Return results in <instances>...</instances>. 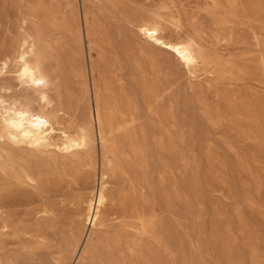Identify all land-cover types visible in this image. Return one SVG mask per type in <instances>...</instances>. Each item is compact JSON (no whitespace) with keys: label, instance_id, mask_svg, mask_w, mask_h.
<instances>
[{"label":"rangeland","instance_id":"374dc122","mask_svg":"<svg viewBox=\"0 0 264 264\" xmlns=\"http://www.w3.org/2000/svg\"><path fill=\"white\" fill-rule=\"evenodd\" d=\"M70 1L82 23L86 13L107 33L83 31L78 53L61 18L63 0H0V67L2 54L20 43L24 30L39 34L56 76L53 103L69 118L75 95L79 119L93 116L94 105L91 88L72 84L75 58L87 70L94 64L97 73L118 68L121 96L140 99L146 83L160 84L164 92L159 81L168 75L172 84L160 104L172 105L181 128L171 145L148 143L137 154L114 146L94 119L91 150L74 157L58 152V135L49 147L13 142L0 117V264H264V32H257L259 45L252 33L264 25V0H242L246 11L235 31L231 23L221 28L215 16L226 0H118L140 20H165L170 39L184 32L207 53L241 66L229 64L215 74L189 73L177 62L166 70L138 54L136 71L126 56L131 33L123 16L103 0ZM18 67L9 60L0 70V106L13 95L38 98L17 78ZM247 105L249 132L236 122ZM101 187L108 197L101 223L84 225L86 201ZM72 236L85 239L75 255Z\"/></svg>","mask_w":264,"mask_h":264},{"label":"bare ground","instance_id":"6f19581e","mask_svg":"<svg viewBox=\"0 0 264 264\" xmlns=\"http://www.w3.org/2000/svg\"><path fill=\"white\" fill-rule=\"evenodd\" d=\"M98 1L102 2L101 0ZM103 1L117 10L126 22L128 32L131 33L130 36L126 37L128 45L126 56L129 57L127 59L130 61L131 66L136 67V71L140 70V62L139 59L137 60L138 55H141L159 67H164L166 70L170 69L169 67L172 62L180 63L186 67L189 73L200 69L207 74H215L218 69H225L229 64L235 65L239 69L241 68L238 61L227 63L226 56H214L207 53L195 39L186 36L184 32L180 31L179 39H170L166 35L165 20H162L161 17L155 16L151 20H140L135 13L129 11L127 13L122 3L118 0ZM220 6V9L215 13V16H218L217 20L220 22V27L227 29L228 24L231 23V31L237 30L238 27H234V25L238 23L241 12L245 10L243 1L226 0ZM167 8L169 7L167 6ZM33 10L35 9L33 8ZM61 10L64 27L70 34L73 48L77 52L82 49L83 31L90 36L107 33L106 28L102 27L100 23H91L86 13L83 15L82 23L78 8L72 6L70 0H63ZM263 20L261 19V22ZM246 25L248 26V24ZM176 27L177 29L179 28L178 30H182L180 24H177ZM261 29L264 32V25L258 31L255 29H253V32L251 31L258 45L263 43V41L261 42L262 38H259L257 35V32ZM216 40L218 41V38ZM44 52L40 35L24 30L20 43L7 49L2 54L3 66L0 67V70L7 67L9 60L16 61L19 65L17 78L22 84L26 82L30 83L32 89L38 95L37 99H34L30 95H13L8 100H2V105L0 106L1 126L4 135L10 140L13 142H24L34 147H49L54 144L52 140L58 135L60 143L54 144L58 152L63 155L78 157L81 153H87L92 148V141L95 136L93 121L95 119L99 126V131L105 130L112 137L113 145L120 146L124 149V152L128 148L133 153L138 154L140 147L148 143L159 148H165L167 145L173 143L174 134L181 128L179 125L180 119L176 117L172 105L160 104L164 95L170 89L169 84H172L168 75H165V78L159 81V83L166 85L164 90L166 93L163 92L160 84L146 83L141 87V92L143 93L140 99L137 97V94L121 96L124 82L122 79L123 73L121 76L118 75V68H116V71L111 72L108 70L100 72L98 70L97 73L94 64L87 70L86 64L81 61L77 62L75 58L71 72L72 84L80 88H91L94 112L93 116L89 113L79 119L80 104L75 95H73V112L69 114V118H66L61 115V109L57 105H54V101L50 96L49 92L51 86L55 84L56 76H53L51 66L46 63V53L44 54ZM95 73L99 77H96ZM143 78L146 79L145 76ZM235 78L233 77V79ZM38 81L39 83H37ZM36 100L38 101V108L34 107ZM250 110V107L247 105L244 115L241 112H238L236 115V122L242 124V126L246 125L248 132L252 126ZM146 119H148L149 125H146ZM65 120L67 124H65ZM149 126L152 132L151 136L148 135L150 132ZM55 131L59 133L55 134ZM185 156L186 154L183 152L182 160H185ZM26 176H29V174ZM107 201L108 197L104 188L101 187L97 194H94L93 197L86 201V206L82 213L84 219H81V223L98 226L102 219V208L105 207ZM126 237L128 238L129 236L127 235ZM86 238L90 240L92 234L87 235ZM83 239L84 236L83 238L80 236H72L70 238V240H75L70 250L73 255L79 249V241ZM146 257L150 262L155 260L152 253L147 254Z\"/></svg>","mask_w":264,"mask_h":264},{"label":"snow or ice","instance_id":"6c2138e0","mask_svg":"<svg viewBox=\"0 0 264 264\" xmlns=\"http://www.w3.org/2000/svg\"><path fill=\"white\" fill-rule=\"evenodd\" d=\"M37 83H39V81Z\"/></svg>","mask_w":264,"mask_h":264}]
</instances>
